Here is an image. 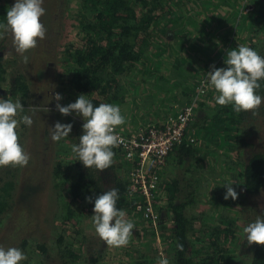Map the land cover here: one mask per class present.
Returning <instances> with one entry per match:
<instances>
[{"label":"trees","instance_id":"obj_1","mask_svg":"<svg viewBox=\"0 0 264 264\" xmlns=\"http://www.w3.org/2000/svg\"><path fill=\"white\" fill-rule=\"evenodd\" d=\"M74 19L79 25L77 44L70 45L62 52V74L57 75V80H63L62 95H65V99L76 100L80 94H85L94 105L117 104L122 112H135V119L148 116L155 106L158 108L179 96L185 97L187 104L196 97L197 88L206 82L205 72L198 71L200 75L196 76V66L190 62L198 52L211 60L218 55L215 51L219 48L223 50L224 43L225 46L231 45L228 50L234 49L239 46L236 43L246 34V30L255 29L250 32V38L241 42L248 43L247 46L264 56V0H79ZM187 27L189 31L186 35L179 33H184ZM170 34L173 39L181 38L174 45L184 51V54L176 59L171 72L159 75L166 62L163 56L155 52L154 54H158L149 57L145 52L153 50L155 36L166 38ZM221 41H224L222 46L217 43ZM198 42H201L200 48ZM219 67L226 65L223 63V66H217ZM4 73L3 59L0 56V85L4 80ZM164 87L171 92L165 91ZM28 91L23 75L13 78L11 97L20 99L25 108L20 115H30L32 112L39 127L35 109H27L29 107L25 98ZM259 94L264 96V82ZM162 95L168 100L161 99L159 96ZM215 95V91L207 87L203 95L195 98L196 110L208 102L213 107H209L210 113L203 118L197 117L198 121L192 122L187 131L192 127L197 142L211 144L216 151L221 150L220 154L214 151V154L209 152L201 157L200 153H204L202 151H205V146L198 149L187 140L173 151L176 150L180 158L188 160L185 176L191 174L200 177L199 180H203L206 171L217 166V158L223 157L219 165L223 176L219 184L223 192L220 204H226L222 207L225 209L235 206V211L232 212L239 214L245 224H248L257 216H264V206L258 209L255 207V198L260 197L264 191V152L255 150L254 142H247L249 135L255 133L256 127V124L250 122H257L258 118L264 117V103L256 110L255 115L251 111L237 113L231 105L215 104ZM145 103L149 104L144 107ZM141 106L146 111L139 116L137 108ZM56 122H60L58 118L49 120L43 132L46 137H50V127ZM155 124L161 125L159 122ZM149 125L152 124L148 122L124 133L131 135ZM29 129L30 127L21 125L19 137H24L30 132ZM74 134L76 137L70 141L71 145L79 142L82 128L77 129ZM71 145H66L62 140L55 147L59 152L66 153V156L52 158L48 155V164H44V171L49 168L48 185L37 184L38 180L35 181L32 175L21 178L19 167H0V226L9 222L15 212L30 208L32 200L35 201L36 198L37 186L46 185L45 189H49L54 195L57 207L53 222L58 223L62 230L69 231L72 220L82 223L85 219H91L94 204L89 203L87 197H92L94 201L95 197L115 187L120 194L117 206L126 210L136 228L133 229L128 245L115 247L114 251L123 252L124 257H128L125 264H158L161 254L156 248L154 233L149 231L154 226L145 218L144 209L136 210L137 205L142 204L144 208L148 204L143 197L129 190L131 183L128 174L133 165L121 157L117 147L113 149L116 155L111 168L102 171L94 167L87 168L81 161H76ZM227 159L233 160L234 165L228 164ZM183 163L185 162L182 161L179 165ZM37 177L40 178V175ZM190 180L196 184L198 182V179L191 178L189 183ZM180 181L161 180L157 186L156 199L167 205L154 204L153 208L163 230L159 234L160 238L168 241L167 259L170 264H231L232 250L229 245L236 239L235 217L230 214L225 218L219 208L215 207L214 217L210 215L206 223L198 220L190 210L195 204L194 199L197 200V186L192 185V191H188ZM225 183H233L232 186L238 193L236 200H223ZM181 195L184 199L180 201ZM165 215L172 222L170 229H166ZM198 222L202 229L208 228L197 230L195 227ZM164 231L170 234L166 236ZM241 232L243 233V229ZM63 233H55L58 257L62 264L75 263L79 261L78 253L81 252L83 241L79 237H64ZM178 244L183 245V250L178 248ZM22 247L28 257L23 264H46L50 257V248L47 249L44 244L36 249H29L28 244L23 242ZM241 247L247 250L248 264H264V245L249 244L244 239Z\"/></svg>","mask_w":264,"mask_h":264},{"label":"rangeland","instance_id":"obj_2","mask_svg":"<svg viewBox=\"0 0 264 264\" xmlns=\"http://www.w3.org/2000/svg\"><path fill=\"white\" fill-rule=\"evenodd\" d=\"M78 1L79 0H44L43 7L46 9V14L41 18V20L45 28L47 29L46 38L42 41H39L37 48L31 49L24 54L28 57L27 63H25L23 57L16 52L11 31L5 33L4 37L0 39V54L3 59L5 68V73L3 75L4 80L0 85V98H12L10 91L12 89L13 78L20 74L23 75L27 81V85L29 88V93L25 98V102L27 103L26 105L27 107H29L27 109L33 110L34 108L35 116H37L39 119L40 125L39 127H37V122L34 118V114L30 112V116L32 117L34 123L29 129V133H27L24 137H19V142L23 145L25 151H27L31 155V160L29 161L28 166L23 168L19 167V173L21 175V178L23 176L32 175L35 181L38 180L37 184L48 185L47 182L50 179L49 168L44 171V164H48V155L52 158L66 156V153L59 152L58 149H56V143L52 142L50 137H46V135L43 134L49 120H57L58 118L60 123L73 124V129L69 134V138L63 140L66 145H71L70 141L74 137H76L74 133L77 131V129L82 128V119L75 113L69 116H63L62 114H60L56 109L57 101L55 100V94L57 92L61 95L63 94V87L61 86V82L63 80H57V75L62 74L61 54L66 48H69L70 45L74 43L77 44L79 25L77 24L76 19H74V14L76 13L78 8ZM14 3L15 0L0 1V23L6 22L7 9L13 6ZM250 9H252V7H250ZM187 29L188 27L186 28L184 33H179L186 35L189 31V29ZM254 30L255 29L246 30V34L242 35V37H240L236 44L241 45V41L250 38V32ZM176 39L177 38H172V34L168 35L166 38L162 36H155L152 45L153 50L145 52V54H148L149 57H153V55L158 54H154L155 52H159L163 56L162 58L166 62L164 63V66L161 67L160 70L162 71L159 73V75H166L171 72L172 66L175 63L176 59L180 55L184 54V51L179 50L174 45V42H180L181 38H179V40ZM217 43H220L222 46L224 41ZM245 43L246 42H243L242 45L244 44L245 46H247L248 43ZM199 44H201V42L197 43V45ZM230 46L231 45L229 44L225 46L224 43V47H222L223 50H220L219 48V50L215 51L218 55L211 60H208L199 52L195 54V58H193L194 60L190 62H192L194 66H196V76L200 75L197 73L198 71L205 72L206 75V73L211 70L210 66L212 65H215L216 67L223 66L228 48ZM200 47L201 46L199 45V48ZM186 68H188V66H186ZM189 69H191L190 66ZM164 90L171 92V90L166 87H164ZM163 96L164 95L159 97L161 99H165ZM62 97L63 99L59 103L64 106L69 103L75 102L73 98L65 99V95H62ZM184 99L185 97L181 98L179 96L175 100H169L165 102L161 108H157V106H155L151 109L152 112L147 114L148 116H152H144L143 118H141V120L145 122L149 119L150 122H154L152 121L151 117L155 115L154 117H158V119L160 120L159 122H161V120L165 119L169 115L175 114L184 105H186L187 103H185L186 100ZM165 100L168 99L166 98ZM148 104L149 103H145L144 107H146ZM144 107L141 106L137 108V113H139V116L140 114H142L141 112L146 111ZM209 107H213L210 102L206 103L205 106H202L201 109L199 108V110H196L193 122L198 121L199 118H203L204 115L206 116L207 114H209ZM46 108L49 109V111L46 112ZM122 113L126 118V124L125 126L122 125V128H120L125 131L133 129L129 128V126L126 125H128V123L130 124V122L133 121L132 119L137 118L135 112L129 110ZM256 121L257 122H250V124H256V127L255 133L249 135V138H247V142H254L256 146V148L254 149L264 152V117L258 118ZM191 128L190 131H188L186 137L189 140L193 139V144L198 149L205 146V151H202L204 153H200L201 157L203 154H209V152H213L212 154H214V151L218 153L221 151H216V149L211 144L207 143L205 145V143L197 142V137H195L194 135V129L192 130ZM233 155L236 154L234 153ZM210 156L211 155L208 156V159H210ZM223 159L224 158L221 156L217 158V166L212 170L209 169L208 171H206L205 176L202 177L203 180H199L200 177L197 178L193 175L191 176V174H188L187 177L185 176V167L187 166L186 161L188 160L184 159L183 157L180 158L178 152L175 150L169 155L168 164L163 171L162 180H181L180 184L186 186L188 191H192V185H194L195 187L197 186V192L195 194L197 200L196 198L194 199L195 204L192 208H190V210L191 214H195V217L198 220L200 219L201 221H203V223H206L210 215L214 217L215 212L213 209H215V207L219 208V212H221L225 216V218L230 214L231 216L235 217V226L237 227V233L236 239L231 241L229 245V249L232 250V258L230 260V263L248 264L249 261L247 257L248 254L246 253L247 250L241 247L244 241L243 233L241 232V230L247 224H245L244 219L240 218L239 214H237L236 212H232L235 206L233 208L230 207V209H225L222 207H224L226 204H222V206L220 204V200L222 197L221 194H223V192L219 184L223 176L221 174L222 169L219 167V165L222 162L221 160ZM180 160L184 161L185 163H183V165H179L180 162H182ZM227 163L234 165L233 160L227 159ZM38 175H40V178L37 177ZM191 178L198 179L197 184L193 180H190L191 182L189 183V179ZM41 186L42 185L37 186L35 193L36 198L35 201L32 200L31 204L33 205L30 208L24 210L21 209V211L15 212L14 216L12 215V219L9 222H4L3 226H0V246H3L5 248L17 247L23 250L25 253V248L23 249L22 247L23 242L28 244L29 249H36L39 245L44 244L47 249L50 248V257H48V261L46 262V264H62L61 259L58 257L57 253V246L55 244L57 237L55 236V233H62L63 231L64 237H79L83 241L81 252L78 253L80 255V258L78 259L79 261L69 264H125L128 257H124L123 252H119L116 250L114 251V249H116L115 247L107 245L98 237L93 228L91 219H85L82 223H77L72 220L71 223H69V225L71 226L69 231L62 230V228L57 225L58 223L53 222L54 214L57 209L55 205V198L54 195L49 191V189L46 190L45 186ZM179 198H181V201L184 199V196L181 195L179 196ZM255 199H257L255 205L256 209L262 208L264 206V191L261 193L260 197L258 196ZM223 200L225 199L223 198ZM225 201L230 202L229 200ZM159 205L166 206L167 204H161L159 202ZM243 206H246V204H244ZM237 208L239 207L237 206ZM166 215L164 216L165 218H167L166 229H170L172 227V222L170 220V217ZM243 216H245V214ZM196 224L197 226L195 228L197 230L202 229L199 225V222ZM207 228L208 227H204L202 230H205ZM149 231H152L154 233L156 243L155 245L160 254L162 243L164 256L168 257V241L161 239L159 235L163 232V230L156 226L152 229H149ZM168 234H170L168 231H164V235L167 236ZM53 236H55V238L51 240ZM92 260H94L95 262H92Z\"/></svg>","mask_w":264,"mask_h":264},{"label":"clouds","instance_id":"obj_3","mask_svg":"<svg viewBox=\"0 0 264 264\" xmlns=\"http://www.w3.org/2000/svg\"><path fill=\"white\" fill-rule=\"evenodd\" d=\"M43 4L44 0H15L14 5L7 9L6 22L0 23V39L11 31L15 50L23 57L25 63L28 57L24 54L37 48L39 41L46 38L47 29L41 20L46 14ZM224 64L226 67L217 68L212 65L211 70L206 73V87L216 93L215 104L231 105L234 112L251 111L255 115L256 110L264 103V96L259 94L264 82V56L252 47L239 45L227 51ZM198 92L203 94L200 89ZM62 99V95L57 92L55 100L58 112L63 116L75 113L83 121L79 142L71 145L76 161H81L85 167H94L98 171L111 168L116 155L113 149L124 143L123 138L116 132H125L119 128L126 124L121 107L113 103L94 105L85 94H80L75 102L66 106L59 103ZM24 111L20 99L0 98V167L23 168L28 166L31 160L30 153L25 151L19 142L20 126L31 127L34 123L30 115H20ZM47 111L49 109L46 108ZM72 129V123L56 122L50 127L51 141L58 143L69 138ZM120 155L124 159L121 151ZM164 170L160 173L159 183ZM232 185L233 183L223 185L226 186L223 197L225 200L238 198V193ZM86 199L94 204L91 220L98 237L107 245L116 248L127 246L136 225L128 218L126 210L117 206L120 199L119 189L113 187L95 197L94 201L92 197ZM157 204L159 205V201ZM158 223L160 228V222ZM243 237L249 244L264 245V216H257L254 221L248 223L243 228ZM178 248L183 250V245L178 244ZM27 259V255L20 248L0 246V264H23ZM158 264H170L167 256H164L162 243Z\"/></svg>","mask_w":264,"mask_h":264},{"label":"built area","instance_id":"obj_4","mask_svg":"<svg viewBox=\"0 0 264 264\" xmlns=\"http://www.w3.org/2000/svg\"><path fill=\"white\" fill-rule=\"evenodd\" d=\"M206 82L197 88L196 97L201 94L198 89L206 91ZM202 94V95H203ZM195 97V98H196ZM195 98L189 104L184 105L175 115L166 119L161 125L152 124L128 135L117 131L124 143L119 146L124 159L134 165L128 174L131 186L129 190L135 195L143 197L148 205H137L136 210L144 209V216L154 227L159 225V217L154 211L157 205L156 192L160 173L166 167L168 158L175 147L187 139V129L194 121L196 114ZM128 135V136H127ZM193 143V139H187ZM131 153V158L129 154ZM129 191V192H130Z\"/></svg>","mask_w":264,"mask_h":264},{"label":"crops","instance_id":"obj_5","mask_svg":"<svg viewBox=\"0 0 264 264\" xmlns=\"http://www.w3.org/2000/svg\"><path fill=\"white\" fill-rule=\"evenodd\" d=\"M162 106H160L159 108H161ZM177 113V112H176ZM175 113V114H176ZM141 115V114H140ZM155 115H153V117H151V119H152V121H154V122H150L149 121V119L148 120H146L145 122H143L142 120H141V118L140 119H134L132 122H130V124H128V126H129V128H134V129H136V128H138V127H140L141 125H144V124H146V123H148L149 122V124H155V123H157L158 124V122L160 121L159 119H158V117H154ZM156 118V119H155ZM164 121V119L163 120H161V122H159V123H162Z\"/></svg>","mask_w":264,"mask_h":264},{"label":"water","instance_id":"obj_6","mask_svg":"<svg viewBox=\"0 0 264 264\" xmlns=\"http://www.w3.org/2000/svg\"><path fill=\"white\" fill-rule=\"evenodd\" d=\"M0 56H1V54H0Z\"/></svg>","mask_w":264,"mask_h":264}]
</instances>
